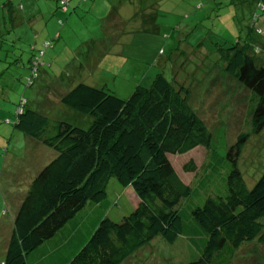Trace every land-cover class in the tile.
<instances>
[{
	"label": "trees",
	"instance_id": "obj_1",
	"mask_svg": "<svg viewBox=\"0 0 264 264\" xmlns=\"http://www.w3.org/2000/svg\"><path fill=\"white\" fill-rule=\"evenodd\" d=\"M69 1L61 5L64 10ZM158 1L136 0L134 15L150 30L157 26ZM224 1L233 7L237 28L245 26L246 32L236 33L233 42L217 44L221 69L255 94L250 121L251 131L258 132L264 127V0H214L218 7ZM246 8L248 21L242 26ZM116 10L111 7L106 15L114 30ZM52 44L46 39L32 46L26 85L33 84L44 51ZM156 64L151 82L136 84L127 97L84 81L62 91L58 101L82 114L74 118L87 115L86 126L49 118L23 96L14 117L4 115V122L12 125L11 135L18 130L25 140L55 153L33 175L13 211L0 264H124L153 238L172 243L180 234L191 254V246L199 244L197 257L188 264H230L244 241L264 244V169L249 187L238 167L249 131L239 130L226 149V191L206 195L191 209L185 226L178 204L192 188L180 177L171 154L202 145L208 157L212 134L188 100V77L195 72L180 74L179 64L169 79L164 70L174 65L169 55ZM181 164L195 177L205 167L203 178L210 180L211 163L205 159L199 166L193 159ZM111 178L122 187L118 199L124 192L132 203L119 220L110 215L106 189Z\"/></svg>",
	"mask_w": 264,
	"mask_h": 264
},
{
	"label": "rangeland",
	"instance_id": "obj_2",
	"mask_svg": "<svg viewBox=\"0 0 264 264\" xmlns=\"http://www.w3.org/2000/svg\"><path fill=\"white\" fill-rule=\"evenodd\" d=\"M7 1L0 0V257L13 211L33 175L55 153L40 142L26 141L18 130L11 135L12 125L5 123L4 118L14 117L20 96L49 118L67 119L86 126L84 116L87 115L74 118L82 114L58 101L62 91L84 81L127 97L136 84L148 85L158 68L156 61L169 55L175 67L166 66L167 78L172 77L179 64L183 65L180 74L195 72L188 77L191 81H187L190 84L188 100L212 134L208 157L202 145L184 153L171 154L180 177L192 188L178 204L185 226L189 225L191 209L202 204L206 195L226 191L228 164L225 152L239 130L250 132L238 158V167L246 184L250 187L263 171L264 127L252 132L250 121L256 96L221 69L223 62L217 53V44L221 41L233 42L236 33L246 32L243 25L248 21L247 8L241 22L243 27L239 30L233 21V7L225 1L218 7L220 5L216 6L214 0H159L157 26L150 30L137 18L133 19L139 6L129 8L127 0H70L65 10L61 5H66L67 0H10L11 4ZM122 3L124 5L120 6ZM111 7L117 9L119 16V22L114 26L117 36L114 40L110 35L105 42L112 46L115 41L122 53L102 54L97 46L100 41H94L92 46L87 39L101 36L102 18L106 20L105 32H111L112 25L106 19ZM46 39L52 40L53 44L45 49L44 64L39 66L33 84L26 85L32 46L38 47ZM85 52L87 61L83 65L77 62V57H82ZM188 159H193L198 166L204 159L206 163L210 162V180L203 178L205 167L199 170L198 177L195 173L191 175V171L182 170L181 163ZM121 189L115 178L109 180L106 191L113 220H119L131 209L132 203L126 193L118 199L117 192ZM260 219L264 223V216ZM186 242L183 234L172 243L157 236L141 245L124 264H188L197 257L199 244L191 246L194 252L191 254ZM230 264H264V244L256 240L244 241Z\"/></svg>",
	"mask_w": 264,
	"mask_h": 264
},
{
	"label": "crops",
	"instance_id": "obj_3",
	"mask_svg": "<svg viewBox=\"0 0 264 264\" xmlns=\"http://www.w3.org/2000/svg\"><path fill=\"white\" fill-rule=\"evenodd\" d=\"M110 2H112V0H109ZM128 1V6L129 8L131 7H135L136 6V0H127ZM114 4V3H112ZM124 5L123 3L120 4V6ZM110 9H108L109 11ZM108 13V12H107ZM106 13V15H107ZM135 16V15H134ZM137 18V19H136ZM139 18L138 15L135 16V18L133 19H136L137 21H139ZM105 19H101L100 21V28L102 29L103 33L101 34V36H97V37H90L87 39L88 42H90L92 44V46L95 44L94 41H100L97 43V46L100 48L101 50V53H108L110 51H112L114 54H117V52L119 51V53H122L121 51V48H118V45L115 46L116 42H112L111 45L112 46H115V47H112L110 46V44H107V42H105L107 40V38H109L110 35L114 36V40L116 39V36H117V31L114 30V29H111L110 33L105 32ZM104 38V40H103ZM112 47V49L110 48ZM86 55V56H85ZM83 57L81 58V56H78L77 57V62L81 63L84 65L83 62H86L87 61V52L84 53V55H82ZM101 61L98 62V64L100 63ZM82 66V65H81ZM83 67V66H82ZM14 133H17V132H14ZM14 133H12V135H14ZM26 141H29V139L26 138ZM0 175H1V172H0Z\"/></svg>",
	"mask_w": 264,
	"mask_h": 264
}]
</instances>
